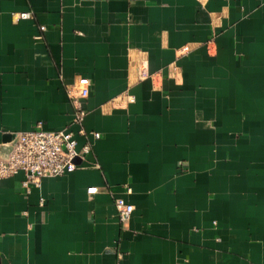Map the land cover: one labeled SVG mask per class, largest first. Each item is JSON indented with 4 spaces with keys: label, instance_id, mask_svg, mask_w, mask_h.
<instances>
[{
    "label": "crops",
    "instance_id": "1",
    "mask_svg": "<svg viewBox=\"0 0 264 264\" xmlns=\"http://www.w3.org/2000/svg\"><path fill=\"white\" fill-rule=\"evenodd\" d=\"M76 76L92 154L0 180V264H264V0H0V152Z\"/></svg>",
    "mask_w": 264,
    "mask_h": 264
},
{
    "label": "built area",
    "instance_id": "2",
    "mask_svg": "<svg viewBox=\"0 0 264 264\" xmlns=\"http://www.w3.org/2000/svg\"><path fill=\"white\" fill-rule=\"evenodd\" d=\"M34 15L30 12L17 13L15 19L29 20ZM41 27V31H45ZM141 79L150 77L148 67H142L139 72ZM91 82L83 76H76L73 82L66 86V93L74 107V114L70 125L62 131H47L42 122L35 125L28 132L17 134L16 137L0 152V180L24 173L26 179L23 187L29 191L31 185L40 187L43 180L63 177L74 173L78 169V159L86 161L92 154L90 143L79 149L76 136H85L84 122L87 117L85 103L90 96ZM134 101V97L129 99ZM77 130H74V129ZM95 139H100L99 133L93 134ZM97 167V164H95ZM89 195L97 193V188L88 189ZM119 222L126 225L134 207L123 198L114 201Z\"/></svg>",
    "mask_w": 264,
    "mask_h": 264
}]
</instances>
